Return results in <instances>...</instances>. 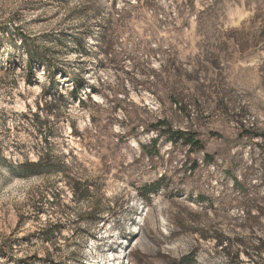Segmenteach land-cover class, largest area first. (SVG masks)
I'll list each match as a JSON object with an SVG mask.
<instances>
[{"label":"rangeland","instance_id":"374dc122","mask_svg":"<svg viewBox=\"0 0 264 264\" xmlns=\"http://www.w3.org/2000/svg\"><path fill=\"white\" fill-rule=\"evenodd\" d=\"M262 242L264 0H0V264H264Z\"/></svg>","mask_w":264,"mask_h":264},{"label":"trees","instance_id":"16d2710c","mask_svg":"<svg viewBox=\"0 0 264 264\" xmlns=\"http://www.w3.org/2000/svg\"><path fill=\"white\" fill-rule=\"evenodd\" d=\"M82 87H83L82 83L80 85H77L75 90H74V94L77 95L79 93L80 88H82ZM160 123H162V122H160ZM171 136H172L171 139H173V141H176V139H183L186 144H190V145H192L194 147H199L200 146V142L198 140L194 139L192 134H187V133H184V132H178L177 131V132H172ZM174 136H176V137L174 138ZM24 168L27 169V172H26L27 174L38 173L39 164H26L24 166ZM234 183L236 185L239 184L237 180L236 181L234 180ZM158 188H159V182H156V183L150 185L148 187V190L155 192V191H157ZM219 243L222 244V242H219ZM261 245H262V247H264V243L263 242L261 243Z\"/></svg>","mask_w":264,"mask_h":264},{"label":"built area","instance_id":"2783aa9c","mask_svg":"<svg viewBox=\"0 0 264 264\" xmlns=\"http://www.w3.org/2000/svg\"><path fill=\"white\" fill-rule=\"evenodd\" d=\"M127 250V246L126 245H124L121 249H120V252H119V254L116 256V258H117V260H118V262H116L114 259H116V258H113V259H110V260H107V261H105L104 259H100L99 257H95L94 259H91V260H96V262L98 261V262H101L100 264H126V262H125V255H126V251ZM90 260V261H91ZM89 261V263L90 264H95L96 262H90Z\"/></svg>","mask_w":264,"mask_h":264}]
</instances>
